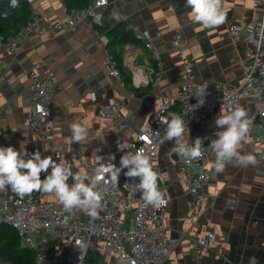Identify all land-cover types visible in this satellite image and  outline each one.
I'll return each instance as SVG.
<instances>
[{"label":"crops","instance_id":"0c3cea01","mask_svg":"<svg viewBox=\"0 0 264 264\" xmlns=\"http://www.w3.org/2000/svg\"><path fill=\"white\" fill-rule=\"evenodd\" d=\"M24 1L32 18L42 14L47 20L56 21L64 19L69 12L62 0ZM110 1L118 18L134 34L140 31L152 39L160 53L157 60L139 39L124 46L123 65L131 72L137 92L121 85L109 73L104 63L107 39L97 28L82 23L76 29L65 28L53 34L32 33L0 68V147L12 146L19 150L25 145L29 153L40 151L42 158L52 148H58L62 159L73 165V172H80L77 165L83 160L91 164L96 155H123L118 149L119 139L136 136L158 106L162 92L176 89L189 79H210L232 86L241 81L245 47L235 42L229 26L246 25L261 17V11L249 1L222 0L226 18L223 24L213 28L193 23L185 0ZM177 28L182 29L189 45L182 53L172 46ZM132 46L135 49L128 56L131 65H127V49ZM40 66L52 69L56 117L47 137L37 140L26 115L32 105L33 72L41 70ZM137 68L142 69L148 82H135ZM156 72H160L157 82L153 80ZM92 92L97 93V101L86 102L84 97ZM114 98L122 100L120 111L114 119L102 118L100 110L108 107ZM238 106L248 114L253 110V101L246 99ZM218 115L196 121L189 129V136L185 133V139L191 142L222 130L215 125ZM73 122L88 130L86 141L72 142L69 125ZM254 136L253 131L249 132L239 151L242 155L255 156V165L241 166L233 159L225 164L223 171L217 172L213 166L216 158L208 160L213 177L197 223L188 214L189 198L176 166L178 154L174 140L158 146L157 163L170 177L158 186L169 197L166 213L170 219L169 233L177 239L169 264H242L250 259L264 264V157ZM16 196L19 195L8 188L0 191V206L10 207ZM210 231L216 236L211 246L196 254L192 238L205 236ZM50 264H61V258L52 257Z\"/></svg>","mask_w":264,"mask_h":264},{"label":"built area","instance_id":"2783aa9c","mask_svg":"<svg viewBox=\"0 0 264 264\" xmlns=\"http://www.w3.org/2000/svg\"><path fill=\"white\" fill-rule=\"evenodd\" d=\"M235 1H249L255 9L261 11V17L257 20L246 25L229 26L235 42L245 47L246 57L239 84L232 86L210 79L186 80L176 89L161 93L158 106L135 137L119 139L118 143L134 146L125 149L123 155L127 151L143 149L149 156L153 170L158 173L157 186L159 182L170 179L169 174L158 165L157 158L166 120L172 114L184 118L190 129L202 117L218 115L229 107L240 105L243 100H252L253 110L248 113L252 121L250 132H254V141L263 150L264 157V0ZM62 2L68 9L67 0ZM105 18L111 22L119 19L110 0H88L83 9L69 11L62 20L49 21L44 15L37 14L15 34L8 37L0 34V68L32 33L53 34L65 28L76 29L82 23L96 28ZM135 38L143 40L145 47L159 60L160 53L152 39L146 38L140 31L135 32ZM172 46L180 53L189 48L181 28L175 30ZM134 49V46L127 49V65H131L128 56ZM104 63L109 73L124 86L118 62L108 49L105 51ZM40 67L41 70L33 72L30 85L32 105L26 115V122L36 133L37 140L47 137L48 131L54 127L56 117L53 111L55 79L52 69L48 66ZM159 78L160 72H156L153 80L157 82ZM134 80L137 84L148 82L141 68L135 71ZM200 87H207V96L202 106H199L198 98L194 95ZM84 100L96 102L97 93L92 92ZM121 106L122 100L114 98L108 107L100 110V116L114 119ZM201 138L205 151L199 160L192 161V166L179 155L176 160L177 169L183 177L184 191L189 198L188 214L193 223L200 221L203 205L208 198V187L213 177L208 160L216 158L210 148L216 136L204 134ZM49 155L57 162L58 157L62 159V151L58 148H52ZM121 156L116 153L100 154L95 156L91 164L83 160L77 165L81 174H87L90 179H98L97 188L103 192L96 217L89 216L79 208L67 211L53 194L42 191H33L23 198L16 196L10 207L0 206V224H7L16 231L22 249L35 251L33 264H50L52 257L56 256L61 258V264H83L92 253L103 259L104 264H169V257L177 244V239L169 233L170 219L166 215L169 197L158 186L167 203L145 206L142 192L138 188L140 179L127 177L126 168L120 172L118 180L113 181L112 165L119 167ZM48 171L50 173L51 169ZM46 175L41 173V179ZM68 183H73L71 178ZM215 237L212 231L205 236L193 237L195 253L204 252ZM0 264L10 263L0 256ZM242 264L259 263L250 259Z\"/></svg>","mask_w":264,"mask_h":264},{"label":"clouds","instance_id":"9594fccd","mask_svg":"<svg viewBox=\"0 0 264 264\" xmlns=\"http://www.w3.org/2000/svg\"><path fill=\"white\" fill-rule=\"evenodd\" d=\"M11 6L17 7L18 0H11ZM185 6L191 9L188 15L192 22L203 28H213L225 21L222 0H185ZM194 95L198 98L199 106H202L207 96V87L198 88ZM251 124L246 110L240 106L229 107L227 112H221L215 118L216 127L222 129L215 133L216 138L210 143L216 157L213 166L217 172L223 171L225 164L233 159L241 166L257 163L255 156L242 155L239 151L241 142L250 132ZM69 131L73 143L84 142L88 137V130L79 122L70 124ZM186 132L189 136V128L184 118L172 114L170 119L166 120L161 143L174 140L176 153L185 163L192 166V161L199 160L205 149L202 147V138L197 137L190 142L185 139ZM131 147L134 146L118 143V149L122 152ZM58 160L59 162L51 155L42 158L38 150L29 153L25 145L20 146L19 150L12 146L0 147V191L8 188L21 198L33 191L50 193L65 210L79 208L89 216L96 217L103 199V192L97 188L98 179H90L87 174H81L79 171L73 172L70 162L59 157ZM112 168L113 181L118 180L120 172L125 168L127 177L140 179L138 188L142 192L145 206L167 203L164 193L157 186L158 173L153 170L150 158L143 149L127 151L121 156L120 166L113 164ZM41 173H47L44 179H41ZM70 178L73 181L71 185L68 183Z\"/></svg>","mask_w":264,"mask_h":264},{"label":"trees","instance_id":"16d2710c","mask_svg":"<svg viewBox=\"0 0 264 264\" xmlns=\"http://www.w3.org/2000/svg\"><path fill=\"white\" fill-rule=\"evenodd\" d=\"M88 0H67L69 11H80ZM32 18L29 6L24 0H18V6L13 8L11 0H0V34L8 37L15 34ZM96 28L105 35L107 49L117 60L125 86L136 93L137 88L132 83L131 72L123 65L124 46L136 40L134 31L123 20L111 22L106 18ZM0 256L10 264H33L35 251L22 249L19 237L14 229L7 224H0ZM83 264H104L99 256L90 254Z\"/></svg>","mask_w":264,"mask_h":264},{"label":"rangeland","instance_id":"374dc122","mask_svg":"<svg viewBox=\"0 0 264 264\" xmlns=\"http://www.w3.org/2000/svg\"><path fill=\"white\" fill-rule=\"evenodd\" d=\"M132 44V43H131ZM101 259V258H100ZM102 260V262H103V259H101ZM104 263V262H103Z\"/></svg>","mask_w":264,"mask_h":264}]
</instances>
